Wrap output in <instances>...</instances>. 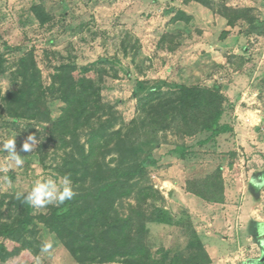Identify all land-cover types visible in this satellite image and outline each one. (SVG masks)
<instances>
[{"label": "rangeland", "instance_id": "rangeland-1", "mask_svg": "<svg viewBox=\"0 0 264 264\" xmlns=\"http://www.w3.org/2000/svg\"><path fill=\"white\" fill-rule=\"evenodd\" d=\"M179 11L189 19H179ZM29 53L44 86L63 63L76 66L74 75L92 79L105 112L112 114L103 117L112 118L113 130L129 124L137 115V99L152 87L219 86L228 99L221 121L233 131L207 144L198 143L206 134L180 137L166 131L156 138L144 131L138 158L155 161L147 166L146 177L154 195L140 202L124 199L117 208L141 214L143 243L154 258H165L163 264L176 255L191 264H240L245 257L264 255V232L259 231L264 219L258 217L264 216V201L245 199L249 177L264 175V0H0V54L5 59L0 101L16 87L13 72ZM47 106L54 121L63 103L49 95ZM30 133L39 143L30 153L20 152L23 167L5 171L9 156L0 151V197L24 191L42 176L61 177L57 168L63 161L87 147V130L65 146L52 135L51 122L0 115V141L17 135L18 152ZM184 147L188 152L183 156ZM113 156L110 151L105 161L112 162ZM216 165L222 167L224 202L185 191L188 178L204 176ZM54 208L30 206L33 215ZM36 226L37 238L52 242L51 253L31 257L21 252L0 257V264H36L38 257L40 264H78L54 234L41 223ZM3 243L11 248L10 242Z\"/></svg>", "mask_w": 264, "mask_h": 264}, {"label": "trees", "instance_id": "trees-1", "mask_svg": "<svg viewBox=\"0 0 264 264\" xmlns=\"http://www.w3.org/2000/svg\"><path fill=\"white\" fill-rule=\"evenodd\" d=\"M33 10L41 14L38 6ZM178 18L188 20L189 16L179 11ZM75 67L61 64L51 84L44 86L34 57L26 54L13 72L16 87L1 96L0 115L12 120L51 122L52 135L65 146L76 140L79 131L87 130V147L82 146L78 156L71 155L57 168L61 177L71 176L77 192L76 197L62 207H55L48 214L33 215L30 205L16 200L15 193L0 197V238L3 240L0 257L10 258L21 252L37 257L43 242L37 238L36 225L41 223L78 264H163L165 258H154L143 243L141 214H137L138 217L133 212L123 214L117 208L118 202L124 199L133 197L140 202L154 195L146 184V177L147 166L155 161L139 160L143 144L138 139L144 131L150 130L156 138L159 132L172 131L180 137L206 134L199 144L216 142L221 134L233 131L221 121L228 99L219 86L181 85L166 91L152 87L137 99V115L129 124L113 130L112 118L103 117L111 113L105 112L99 86L88 77L74 75ZM4 72L5 59L0 54V73ZM49 95H56L63 103L54 121L47 106ZM110 151L114 158L108 163L105 156ZM187 152L186 147L182 148L183 156ZM185 191L211 203L224 202L221 165L211 167L204 176L188 178ZM4 241L12 244L10 249ZM198 245L201 255L208 260L207 253ZM167 261L166 264H191L190 261L184 263L178 255Z\"/></svg>", "mask_w": 264, "mask_h": 264}, {"label": "clouds", "instance_id": "clouds-1", "mask_svg": "<svg viewBox=\"0 0 264 264\" xmlns=\"http://www.w3.org/2000/svg\"><path fill=\"white\" fill-rule=\"evenodd\" d=\"M8 88L9 87H6L5 90ZM257 123H259V121H257ZM16 136L0 141V151L6 152L9 156V161L4 168L5 171L12 168L23 167L25 161L20 152L30 153L34 151L36 145L39 143L36 136L30 133L24 140L18 152ZM247 183H251L257 189L264 191V175H261L258 178H253L251 175ZM76 195L77 192L75 191L71 176L65 174L58 178L54 176H42L36 179L30 188L16 192L15 199L21 201L23 204H28L35 209H45L50 205L58 208L62 207L66 202L73 200ZM259 231L264 232V222L259 221ZM52 249V242H43L41 247L43 253L50 254ZM262 258H264V255L245 257L241 260L240 264H261ZM36 264H40L39 257L37 258Z\"/></svg>", "mask_w": 264, "mask_h": 264}, {"label": "crops", "instance_id": "crops-1", "mask_svg": "<svg viewBox=\"0 0 264 264\" xmlns=\"http://www.w3.org/2000/svg\"><path fill=\"white\" fill-rule=\"evenodd\" d=\"M264 118V117H263ZM246 190H247V195H246V198L245 199H247L248 201H249V203L250 202H252L251 200H253V201H256V202H261V201H264V194L262 195V194H260V191L258 192V190L259 189H257L254 185H252L251 183H249V184H247L246 185ZM189 194V193H188ZM254 197H255V199H254ZM246 207H247V205H246ZM243 209H244V207H243ZM249 209H250V211H251V213L253 212V210L254 209H252L251 208V206L249 207ZM249 211V212H250ZM248 213V212H247ZM249 214V213H248ZM258 215V214H257ZM260 215V214H259ZM258 215V217H260L261 219L263 218L264 219V216L262 217V216H259Z\"/></svg>", "mask_w": 264, "mask_h": 264}]
</instances>
